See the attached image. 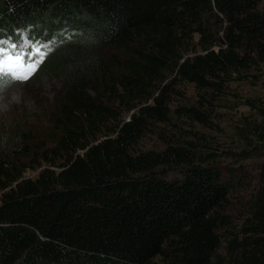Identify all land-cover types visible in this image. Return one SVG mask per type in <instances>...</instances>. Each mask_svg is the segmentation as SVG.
Masks as SVG:
<instances>
[{
	"label": "trees",
	"instance_id": "1",
	"mask_svg": "<svg viewBox=\"0 0 264 264\" xmlns=\"http://www.w3.org/2000/svg\"><path fill=\"white\" fill-rule=\"evenodd\" d=\"M18 33L86 57L0 150V264H264V0H0Z\"/></svg>",
	"mask_w": 264,
	"mask_h": 264
},
{
	"label": "rangeland",
	"instance_id": "2",
	"mask_svg": "<svg viewBox=\"0 0 264 264\" xmlns=\"http://www.w3.org/2000/svg\"><path fill=\"white\" fill-rule=\"evenodd\" d=\"M57 52L54 50V53ZM100 52L108 56L106 48ZM85 54V51L71 52L59 63L54 73L37 70L36 75L26 82H16L0 92V150L5 146H12L19 142L13 136V132L16 130L31 134L37 142H41L43 145H51L52 137L56 136L53 134V125L50 122L53 117L52 112L60 98L64 84L69 76L74 74L78 61L86 57ZM188 88L184 87L181 91H186ZM185 93L187 96H191L190 90ZM234 108L230 109L232 112L226 109L218 111V119L214 123L219 125L221 133L214 134L213 130H202L198 126L196 129L212 135L218 142L227 146L229 142L224 136L227 131L224 130L223 121L228 120L232 113H235ZM239 111L246 112V109L241 108ZM142 143V147L145 149L160 148L157 135L146 137ZM225 163L228 164L229 161ZM24 164L26 168L22 174L23 180L35 178L44 166L35 168L29 161H24Z\"/></svg>",
	"mask_w": 264,
	"mask_h": 264
},
{
	"label": "snow or ice",
	"instance_id": "3",
	"mask_svg": "<svg viewBox=\"0 0 264 264\" xmlns=\"http://www.w3.org/2000/svg\"><path fill=\"white\" fill-rule=\"evenodd\" d=\"M15 49L14 43L9 46V50L0 49V92L16 82L29 80L43 60L41 55V59L36 63H25L24 53Z\"/></svg>",
	"mask_w": 264,
	"mask_h": 264
},
{
	"label": "clouds",
	"instance_id": "4",
	"mask_svg": "<svg viewBox=\"0 0 264 264\" xmlns=\"http://www.w3.org/2000/svg\"><path fill=\"white\" fill-rule=\"evenodd\" d=\"M16 31L19 30L17 29ZM17 35L18 37L16 40H9L8 43L0 41V49L9 50V46L11 44H16L15 51L24 53L25 63H36L41 59V55L44 59L54 48V46L50 43L40 44L34 41L32 38H27L26 36L21 37V34L19 33Z\"/></svg>",
	"mask_w": 264,
	"mask_h": 264
}]
</instances>
